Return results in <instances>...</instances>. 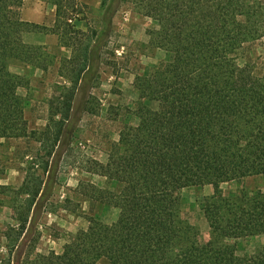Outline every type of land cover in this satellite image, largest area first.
Masks as SVG:
<instances>
[{"label": "trees", "instance_id": "1", "mask_svg": "<svg viewBox=\"0 0 264 264\" xmlns=\"http://www.w3.org/2000/svg\"><path fill=\"white\" fill-rule=\"evenodd\" d=\"M23 1L0 0V139L27 135L18 93L24 81L10 72L9 61L27 60L35 48L24 42V33L47 30L18 17ZM121 1L102 0L101 25L88 31L68 23L72 18L56 8L57 30L70 35L65 46L75 44L62 62L70 85L54 108L60 118L50 120L54 144L50 162L43 164L46 176L23 183L27 198L18 209V226L6 234L12 264H20L52 195L58 154L87 104ZM139 2L140 13L158 26V47L174 59L137 85L158 108H142L139 123L122 131L107 162L98 163L97 173L120 186L118 192L97 189L101 202L119 210L118 218L110 224L90 218L61 253L39 255L37 263L264 264L263 249L245 259L226 241L264 234V190L224 200L219 189L225 182L264 177V54L259 64L237 63L263 28L256 7L249 0ZM204 185L214 189L204 205L213 237L199 243L183 232L178 194Z\"/></svg>", "mask_w": 264, "mask_h": 264}, {"label": "rangeland", "instance_id": "2", "mask_svg": "<svg viewBox=\"0 0 264 264\" xmlns=\"http://www.w3.org/2000/svg\"><path fill=\"white\" fill-rule=\"evenodd\" d=\"M139 1L122 0L113 16L110 36L101 50L98 77L66 149L58 154L52 195L44 203L20 264H38L39 255L61 253L77 231L87 228L90 218L106 224L118 218L119 210L101 202L97 189L118 192L120 186L97 173L98 163L107 162L122 131L139 123L142 108H158L156 102L141 95L137 85L174 59L172 54L158 47V26L140 13ZM249 1L256 7V17L263 28L243 60L237 62L239 65L245 62L259 64L264 54V0ZM101 2L24 0L18 9L21 20L42 25L47 30L24 35V42L35 48L27 60L9 61L10 72L24 81L18 93L24 103L27 135L0 139V264H12V245L6 234L9 228L18 226V209L27 198L22 192L23 183H33L46 176L43 164L50 162L47 154L54 144L50 120L60 118L54 108L70 85L62 76V62L71 55V47L75 48V44L72 46L74 42H70V47L65 46L70 35L63 36L60 33L64 30H57L56 8L60 7L62 15L72 18L68 23L88 31L101 25ZM59 21H63L62 18ZM53 29L55 32H51ZM219 189L224 200L235 199L244 193L254 195L264 190V177L255 175L225 182ZM213 193L211 185L188 186L179 191L183 232L195 242L207 243L213 237L204 215L205 200ZM226 241L234 246L237 256L245 259L264 250V234ZM98 263L112 264L106 259Z\"/></svg>", "mask_w": 264, "mask_h": 264}, {"label": "crops", "instance_id": "3", "mask_svg": "<svg viewBox=\"0 0 264 264\" xmlns=\"http://www.w3.org/2000/svg\"><path fill=\"white\" fill-rule=\"evenodd\" d=\"M26 34H27V33H24V34H23V37H24V35H26Z\"/></svg>", "mask_w": 264, "mask_h": 264}]
</instances>
